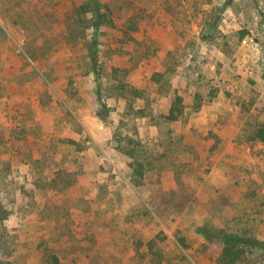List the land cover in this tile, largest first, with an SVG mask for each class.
Instances as JSON below:
<instances>
[{
	"label": "rangeland",
	"instance_id": "obj_1",
	"mask_svg": "<svg viewBox=\"0 0 264 264\" xmlns=\"http://www.w3.org/2000/svg\"><path fill=\"white\" fill-rule=\"evenodd\" d=\"M97 2L0 0V264L264 242V0ZM245 249L234 264H264Z\"/></svg>",
	"mask_w": 264,
	"mask_h": 264
},
{
	"label": "trees",
	"instance_id": "obj_2",
	"mask_svg": "<svg viewBox=\"0 0 264 264\" xmlns=\"http://www.w3.org/2000/svg\"><path fill=\"white\" fill-rule=\"evenodd\" d=\"M98 2L97 0H94V6L97 7ZM101 15H95L94 19L95 21H97V18H100ZM97 25H99L98 22L94 23V26L97 27ZM96 39L94 38V43ZM90 58L93 62L96 61L97 57H96V53H94L93 51L90 53ZM95 70V69H93ZM96 72V71H95ZM97 74V73H96ZM129 109H131V105ZM173 108L170 110L169 118H174L176 115L173 114ZM251 137L258 139L260 141H264V119L262 122H260L258 125H256L252 130H251ZM131 141V140H130ZM204 232V231H202ZM221 233H219V236L217 237L219 240H222L223 242V247H222V251H221V256H220V261L221 264H234L236 260H238L240 257L243 256V254L245 253V247L247 245H263L264 246V242H259L256 239H251L249 237H241L238 235H234L232 233H225L224 231L220 230ZM206 237H208L211 240H214V236L209 234V233H203Z\"/></svg>",
	"mask_w": 264,
	"mask_h": 264
},
{
	"label": "built area",
	"instance_id": "obj_3",
	"mask_svg": "<svg viewBox=\"0 0 264 264\" xmlns=\"http://www.w3.org/2000/svg\"><path fill=\"white\" fill-rule=\"evenodd\" d=\"M23 42V38L22 39H20V41H15V43H16V46H20L21 45V43Z\"/></svg>",
	"mask_w": 264,
	"mask_h": 264
}]
</instances>
